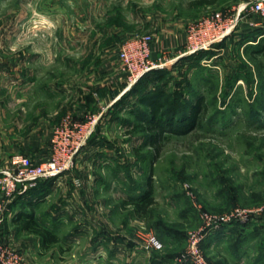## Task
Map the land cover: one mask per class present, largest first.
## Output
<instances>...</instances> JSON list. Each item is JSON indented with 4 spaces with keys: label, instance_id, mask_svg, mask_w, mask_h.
Listing matches in <instances>:
<instances>
[{
    "label": "rangeland",
    "instance_id": "rangeland-1",
    "mask_svg": "<svg viewBox=\"0 0 264 264\" xmlns=\"http://www.w3.org/2000/svg\"><path fill=\"white\" fill-rule=\"evenodd\" d=\"M211 1L0 0V172L13 155L25 154L24 142L46 136L66 115L97 119L93 143L68 172L71 187L45 197L34 212L59 241L46 248L17 224L3 225L7 209L0 216V240L24 264H194L190 234L204 214L264 207V52L248 47L239 32L224 48L179 57L183 46L154 55L167 63L160 68L166 80H149L129 95L136 83L123 94L128 98L108 107L98 102L119 69L125 40L186 33L190 23L245 3ZM158 87L173 103L203 96L207 115L188 133H166L155 157L136 126L145 109L139 95ZM149 176L154 204L139 218L129 199L147 188ZM16 199L10 220L20 213ZM263 222L264 215H251L208 232L200 242L204 259L242 264L244 250L263 251Z\"/></svg>",
    "mask_w": 264,
    "mask_h": 264
},
{
    "label": "built area",
    "instance_id": "built-area-1",
    "mask_svg": "<svg viewBox=\"0 0 264 264\" xmlns=\"http://www.w3.org/2000/svg\"><path fill=\"white\" fill-rule=\"evenodd\" d=\"M232 13H217L189 24L186 41L179 57L195 54L213 47L243 25L252 29L264 28V0H251L239 5ZM154 36L142 34L125 40L118 49L120 70L127 86L136 84L145 74L165 67L162 58H155L152 50ZM178 57V58H179ZM97 119L80 120L66 115L54 126L50 141V157L40 163L29 155L17 153L10 159V167L0 172V216L9 204L22 192L29 191L45 180L59 177L71 171L76 159L87 145ZM77 187L79 180H74ZM238 209L224 215L204 214L198 231L190 234L188 258L194 264H208L200 251V242L210 231H217L235 222L244 221L251 215H264V207L256 211L238 213ZM0 264H24L19 251L0 240Z\"/></svg>",
    "mask_w": 264,
    "mask_h": 264
},
{
    "label": "trees",
    "instance_id": "trees-1",
    "mask_svg": "<svg viewBox=\"0 0 264 264\" xmlns=\"http://www.w3.org/2000/svg\"><path fill=\"white\" fill-rule=\"evenodd\" d=\"M213 2L214 0L207 3L211 4ZM200 3H206V1H201ZM245 29L248 31H245ZM237 32L240 33L245 42H250L248 47L257 51L263 50L264 52V28L252 29L251 27L243 25ZM233 37H235L234 34L215 44L213 47L219 46L224 48L226 47L227 40ZM204 52L205 50H201L197 52V54ZM186 59L188 58H183L181 60ZM167 73L168 71L160 69L159 71L156 69L148 72L132 88L129 95L136 93L140 86H143V84H146L149 80L154 84L163 82L168 76ZM128 97L129 96L124 95L122 100ZM138 102L144 106L145 109L142 110V116L144 119H142V122L136 126V130H141L146 134V144H149L152 148L155 157L159 154L160 141L165 138L164 136L166 133H188L195 127L202 126L207 115V104L203 96H198L195 100L187 102L186 104L173 103L170 101V98L167 96L166 90L163 87H158L157 89L147 93H142L138 97ZM94 138L91 137L88 143H93L92 141ZM150 179L151 177L149 176L146 182L147 188L142 190L140 195L129 199V203L133 205L135 214L139 218L147 215L149 213V209L154 204ZM42 182H40L35 188H38ZM13 222L20 227L21 231L40 238L41 244L46 248L59 241L56 234L39 224V222L35 219L33 210L29 213L20 211V213L13 217ZM227 227L228 226H225L219 231H222Z\"/></svg>",
    "mask_w": 264,
    "mask_h": 264
},
{
    "label": "crops",
    "instance_id": "crops-1",
    "mask_svg": "<svg viewBox=\"0 0 264 264\" xmlns=\"http://www.w3.org/2000/svg\"><path fill=\"white\" fill-rule=\"evenodd\" d=\"M243 1L247 3L250 2L251 0H243ZM245 31L248 30L245 29ZM185 41H186L185 31L182 33L181 32L176 33V31H168L167 33H164V31H162V33L154 36V40L152 43L153 55L160 56V53L181 49L184 46ZM110 77H109V83L107 85L105 84L103 85L104 87L102 88H105V90L103 89L102 92H100L99 101H98V102L103 101L104 103H108L107 107L110 106L117 99L121 98L123 94L128 90V86H126L127 83L125 80V75L121 72L120 65H119V69L116 72H114V74ZM53 128L54 126L50 128L51 131L46 136L45 134H43L39 137L34 138L32 141H30V143L24 142L22 144V147L19 148V151L29 155L37 163L47 160L50 157V141H51ZM84 151H82L80 155L77 157L76 162H79V160L83 161V156H85L83 154ZM70 177L71 175L69 173L68 174L66 173L59 177H55L48 181L42 182L38 186V188H35L34 190L25 191L18 194L16 196L17 198L16 200H18V204L19 206H21L19 207V210L29 213L33 209V211L35 212L36 207L43 205L44 202L42 203V201L45 199V197H47L45 200L48 201L49 198L53 194H55V192L61 191L63 186L67 185V187L68 186L71 187L70 182H72L73 179H71L70 181L69 180ZM12 207H14L13 203H10L7 208L9 214L6 219L5 218L3 219V225H5L6 222L9 223L10 221L11 224L14 223L13 219L12 220L8 219L10 218V216H13L15 214L12 211ZM34 215H35V219L39 222V224H41L37 214L34 213ZM250 256L255 260L253 264H257L258 261H261L258 264H264V250L263 251L262 250L249 251V249L244 250L243 257L244 259H246V261L245 262L242 261V264H247L246 263L248 261L247 258H249Z\"/></svg>",
    "mask_w": 264,
    "mask_h": 264
}]
</instances>
